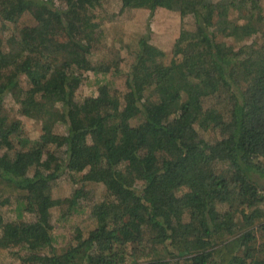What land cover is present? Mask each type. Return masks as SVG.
Masks as SVG:
<instances>
[{
    "label": "trees",
    "instance_id": "1",
    "mask_svg": "<svg viewBox=\"0 0 264 264\" xmlns=\"http://www.w3.org/2000/svg\"><path fill=\"white\" fill-rule=\"evenodd\" d=\"M117 1L178 14L168 60L147 29L93 61L108 0H0V207L17 212L0 264H264V0ZM87 73L124 89L80 101ZM69 175L80 188L54 197ZM87 185L93 228L54 247L51 210Z\"/></svg>",
    "mask_w": 264,
    "mask_h": 264
},
{
    "label": "rangeland",
    "instance_id": "2",
    "mask_svg": "<svg viewBox=\"0 0 264 264\" xmlns=\"http://www.w3.org/2000/svg\"><path fill=\"white\" fill-rule=\"evenodd\" d=\"M101 26L105 28L104 37L99 44V48L92 60L97 61L106 57L105 52L110 53L116 59L125 58L132 54L136 49V43L143 36L147 29L150 30V42L166 53L165 59L170 58V50L173 42L182 27L177 13L164 9H156L152 14L148 10H121L120 3L117 0H108L103 7L97 11ZM127 64L122 63L124 70ZM111 79V76L93 75L87 73L85 80L79 90L76 92V98L80 101L89 99L97 95V86L101 80ZM114 84L115 90L122 92L124 89L123 79L113 77L110 80ZM24 84V83H23ZM5 107L16 114L17 105L9 98L5 102ZM29 128V126H28ZM79 176H63L53 185L52 194L54 197H67L72 191L80 188ZM101 189L93 185H87L82 189L78 197L75 211H70L63 219L59 209L51 210V225L53 227L54 247L64 246L73 237V229L79 227L82 232L93 228L94 218L91 215V205L100 196ZM11 209V210H9ZM4 210L3 219H14L17 212H13L12 206L0 207V213ZM66 211V210H65ZM23 219L30 221L28 214L23 215ZM16 262L9 250L0 251V262Z\"/></svg>",
    "mask_w": 264,
    "mask_h": 264
}]
</instances>
